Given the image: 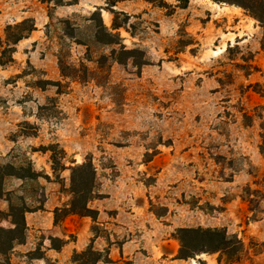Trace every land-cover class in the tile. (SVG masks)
<instances>
[{
	"label": "rangeland",
	"instance_id": "374dc122",
	"mask_svg": "<svg viewBox=\"0 0 264 264\" xmlns=\"http://www.w3.org/2000/svg\"><path fill=\"white\" fill-rule=\"evenodd\" d=\"M77 1L0 0L1 37L9 24H36L0 65V166L25 177L6 178L0 217L46 206L63 219L84 204L73 202L76 181L89 192L91 212L78 219L93 242L73 264L109 253L111 264H264V24L213 0H135L114 9L131 16L120 34L147 64L99 70L110 48L95 43L93 4ZM60 60L88 78L64 77ZM198 227L237 237L238 259H179V229Z\"/></svg>",
	"mask_w": 264,
	"mask_h": 264
},
{
	"label": "trees",
	"instance_id": "16d2710c",
	"mask_svg": "<svg viewBox=\"0 0 264 264\" xmlns=\"http://www.w3.org/2000/svg\"><path fill=\"white\" fill-rule=\"evenodd\" d=\"M125 0H109L105 10L114 15L112 27H107L102 18L101 9H96L92 13L91 20H95V43L102 44L110 48L109 55H102L97 61V68L103 70L110 67L111 63L124 64L129 61L133 62L137 67L142 68L147 64L145 61L143 51L139 49H129L123 43L120 34V29L123 23H127L131 18L125 12L115 11L114 7L118 2ZM146 2L157 5L161 8H168L167 0H145ZM215 3H228L242 7L250 16L256 18L264 24V0H213ZM122 18V19H121ZM120 19L122 21H120ZM70 27V20L64 21ZM34 30H36L35 20L33 18L24 19L15 24H9L4 30V37L0 36V65L6 67L15 62L14 53L16 45L23 39L27 38ZM90 61V60H89ZM110 62V64H109ZM62 75L66 78L75 80H85L88 77H81L75 67L64 65L62 60L59 61ZM84 76H87L89 69L82 63ZM65 69L73 70L72 73H66ZM87 167H91L88 162L76 165L75 170L84 171ZM12 165L6 164L0 166V198L5 196L4 182L6 178L22 177L15 173ZM29 171V178L33 179L35 175ZM83 183V182H82ZM84 184V183H83ZM82 184L73 181L72 194L74 195V204L78 201L84 202L80 210L74 209L72 214L88 216L90 209L87 207L89 201V192L82 191ZM10 202V201H9ZM28 212L26 207H16L10 205L9 213L4 215L9 219L14 226L13 229H4L0 227V255L5 256L3 264H11L7 257L9 252L13 249L15 243H22L24 241V233L26 230L25 213ZM3 214L0 212V215ZM179 240L181 243L179 251V259L195 258L197 255L203 253H225L229 258V262H235L238 259V254L241 252L243 243L235 236L228 234L227 230L219 228H181L179 229Z\"/></svg>",
	"mask_w": 264,
	"mask_h": 264
},
{
	"label": "crops",
	"instance_id": "0c3cea01",
	"mask_svg": "<svg viewBox=\"0 0 264 264\" xmlns=\"http://www.w3.org/2000/svg\"><path fill=\"white\" fill-rule=\"evenodd\" d=\"M134 1H121L115 7ZM103 2L104 0H78L73 5L85 6L92 3L94 10L101 9L103 17ZM54 208L43 206L25 213L24 241L15 243L10 251L11 264H73L72 255L84 250L93 242L86 225L83 223V227L81 226L82 221L78 219V215L69 214L57 221ZM7 210V201L0 198V212L7 213ZM0 227L14 228L10 220L5 217H0ZM111 261V253H109L108 260H99L97 264H111Z\"/></svg>",
	"mask_w": 264,
	"mask_h": 264
}]
</instances>
